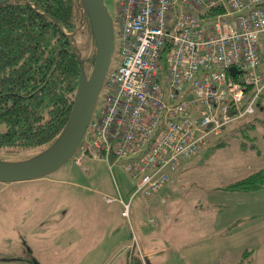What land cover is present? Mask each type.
<instances>
[{"label":"rangeland","instance_id":"rangeland-1","mask_svg":"<svg viewBox=\"0 0 264 264\" xmlns=\"http://www.w3.org/2000/svg\"><path fill=\"white\" fill-rule=\"evenodd\" d=\"M104 3L113 17L115 1ZM77 33L75 45L87 59L93 52L86 25ZM117 44L115 40L110 68L120 64ZM165 56L159 71L163 87ZM91 68L85 62L86 75ZM103 105L100 93L93 119ZM247 124L211 136L207 147L182 161L174 201L161 204L158 198L151 207L156 194L146 209L140 195L133 198L136 242L119 202L103 198L119 197L117 186L128 201L134 190L128 173L117 165L110 170L105 162L89 158L78 165L71 157L44 177L0 182V264H130L129 255L133 264L135 258L142 264H264V188L222 190L264 172V122ZM218 141L224 144L215 146ZM214 220L222 223L221 230L215 232ZM255 229L258 236L251 234Z\"/></svg>","mask_w":264,"mask_h":264},{"label":"built area","instance_id":"built-area-1","mask_svg":"<svg viewBox=\"0 0 264 264\" xmlns=\"http://www.w3.org/2000/svg\"><path fill=\"white\" fill-rule=\"evenodd\" d=\"M114 1L120 64L106 73L102 114L89 122L74 161L101 160L128 173L130 199L117 186L119 197L103 198L119 202L136 242L133 198L148 209L211 136L264 111V0Z\"/></svg>","mask_w":264,"mask_h":264},{"label":"trees","instance_id":"trees-1","mask_svg":"<svg viewBox=\"0 0 264 264\" xmlns=\"http://www.w3.org/2000/svg\"><path fill=\"white\" fill-rule=\"evenodd\" d=\"M82 17L79 0L0 3V160L38 154L64 128L84 68L79 58L86 57L75 45V31ZM86 27L90 34L87 24ZM261 114L264 111L231 123V131L243 122H250L245 125L248 128L264 122ZM222 188H264V172L260 170ZM139 259L135 258V264H142Z\"/></svg>","mask_w":264,"mask_h":264},{"label":"water","instance_id":"water-1","mask_svg":"<svg viewBox=\"0 0 264 264\" xmlns=\"http://www.w3.org/2000/svg\"><path fill=\"white\" fill-rule=\"evenodd\" d=\"M5 1L7 0L0 3ZM79 1L83 17L75 33L87 24L93 52L87 59L79 58V63L83 66L85 62L90 63L91 72L86 75L82 67L69 117L57 139L49 147L29 158L0 160L1 183L34 180L58 169L74 156L92 119L112 60L115 37L112 18L104 0ZM228 71L231 75L237 72L234 67H230Z\"/></svg>","mask_w":264,"mask_h":264},{"label":"crops","instance_id":"crops-1","mask_svg":"<svg viewBox=\"0 0 264 264\" xmlns=\"http://www.w3.org/2000/svg\"><path fill=\"white\" fill-rule=\"evenodd\" d=\"M230 127L232 128L233 127V125L232 126H228L227 128H225V129H229V131H231L232 129H230ZM234 128V127H233ZM224 129V130H225ZM224 130L222 131V134H223V132H224ZM221 136V135H220ZM219 136V137H220ZM219 142V141H218ZM103 162V161H102ZM182 163V162H181ZM179 164V166L176 168V170L174 171V172H172L171 173V178H170V181L166 184V186L159 192V193H157V195H156V199H155V201L153 200V202L151 201V199L149 200V201H151V207L154 205V206H156V202H157V199H158V202H160L161 204L162 203H166L167 202V200H168V198H170L172 201H174V197H175V188H177V179L178 178H182V172L181 171H179V168L181 167V165L182 164ZM112 170V169H111ZM222 190H226V189H222ZM229 191H232V190H229ZM232 192H242V193H247L248 191H232ZM153 198H154V196H153ZM148 209H149V205H148ZM156 222V220H150V223L151 224H154ZM214 224H215V232L216 231H219V230H221L222 229V223H219L218 225H217V221L216 220H214V222H213ZM253 231L257 234V236H258V234H259V229H255V230H252L251 231V234L253 233ZM210 255V254H209ZM214 254H212V255H210L211 257L213 256ZM128 261H129V263L130 264H133V256H131V255H129L128 256Z\"/></svg>","mask_w":264,"mask_h":264}]
</instances>
